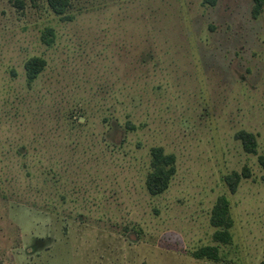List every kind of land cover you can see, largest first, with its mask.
<instances>
[{"label": "rangeland", "instance_id": "obj_1", "mask_svg": "<svg viewBox=\"0 0 264 264\" xmlns=\"http://www.w3.org/2000/svg\"><path fill=\"white\" fill-rule=\"evenodd\" d=\"M20 1L0 0V264L18 242L23 264H261L264 11L254 19L252 0H71L63 18L47 0ZM32 57L46 68L30 83ZM125 111L138 130L105 122ZM240 131L256 135L257 155ZM157 146L177 173L154 197ZM245 167L252 176L232 193L225 177ZM222 196L228 244L213 241ZM205 246L219 260L196 259Z\"/></svg>", "mask_w": 264, "mask_h": 264}, {"label": "trees", "instance_id": "obj_2", "mask_svg": "<svg viewBox=\"0 0 264 264\" xmlns=\"http://www.w3.org/2000/svg\"><path fill=\"white\" fill-rule=\"evenodd\" d=\"M16 3L23 6L22 1L15 0ZM50 9L58 16L65 18L67 11L71 6V0H47ZM205 7L214 8L219 0H202ZM252 16L258 19L264 11V0H252ZM28 81L34 82L46 68V61L40 57H32L25 63ZM114 121L117 128L124 132H134L139 129L135 124L131 114L125 113L120 117L111 115L105 119L108 125ZM113 125V123H112ZM237 140L241 141L246 152L258 154V140L255 134L247 131H240L236 134ZM259 161L264 167V155L259 156ZM177 173L176 156L172 153H166L163 147H153L150 151V168L146 174L145 184L151 196H159L167 192L170 188L173 178ZM252 176L251 170L245 167L242 172H233L225 177V181L232 193H235L244 179ZM211 224L216 229L213 234V241L217 244H228L232 240L231 229L233 220L230 217V202L227 197L222 196L218 199L211 214ZM196 259L219 260L218 246H205L193 253ZM264 264V261L261 262Z\"/></svg>", "mask_w": 264, "mask_h": 264}, {"label": "crops", "instance_id": "obj_3", "mask_svg": "<svg viewBox=\"0 0 264 264\" xmlns=\"http://www.w3.org/2000/svg\"><path fill=\"white\" fill-rule=\"evenodd\" d=\"M7 228H9V226L6 225ZM12 243V241H11ZM16 247L13 246V249H10L12 251V254L10 255V258L8 260H4L3 263H10L11 261L14 260V263L13 264H23V260L26 259L28 253H29V250L26 248V244L22 245V244H18L15 245ZM1 247V246H0ZM12 248V247H11ZM11 251H9L11 253ZM25 251V254L23 253ZM22 253L24 254V256L22 255ZM24 258V259H23Z\"/></svg>", "mask_w": 264, "mask_h": 264}]
</instances>
